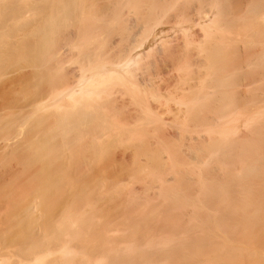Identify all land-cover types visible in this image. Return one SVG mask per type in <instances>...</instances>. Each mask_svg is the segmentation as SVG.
Wrapping results in <instances>:
<instances>
[{"label": "bare ground", "instance_id": "6f19581e", "mask_svg": "<svg viewBox=\"0 0 264 264\" xmlns=\"http://www.w3.org/2000/svg\"><path fill=\"white\" fill-rule=\"evenodd\" d=\"M244 1L0 0V77L21 72L0 264H262L264 0Z\"/></svg>", "mask_w": 264, "mask_h": 264}, {"label": "rangeland", "instance_id": "374dc122", "mask_svg": "<svg viewBox=\"0 0 264 264\" xmlns=\"http://www.w3.org/2000/svg\"><path fill=\"white\" fill-rule=\"evenodd\" d=\"M241 1H242V0H241ZM241 1H238V0H237V3L239 4V2H240L241 4H243V3L245 2L244 0H243V3H242ZM26 70H28V69H26ZM26 70L24 69V70H22V71H25V72H26ZM17 72H18V71H16V73H17ZM11 73H12L11 75H10V72L7 73V75L10 76V79H9V76H6V74H4L2 77H0V84L2 83L1 86H0V89H1V90H0V95H1V96H0V101H1V99H2V101H3V100H6V99H7V96H10V95H6V94L9 93V92H7L8 90H7L6 88L8 87V84L10 83L9 80H13L12 78H14V76H15V74H16L15 71H14V72H11ZM14 73H15V74H14ZM20 73H21V72H20ZM20 73L16 74L15 77H17ZM20 75H21V74H20ZM11 76H12V77H11ZM18 78H19V76H18ZM7 79H8V81H7ZM3 82H5V83H3ZM5 85H6V87H5ZM9 86H10V85H9ZM16 87H17V85H16ZM13 88H14V87H13ZM8 89H9V88H8ZM5 91H6L7 93H5ZM1 92H2V94H1ZM3 94H4V95H3ZM1 97H2V98H1ZM5 97H6V98H5ZM263 103H264V102H263ZM263 103H262V105H264ZM258 104H260V106H262L261 103H258ZM240 116H241V115H240ZM243 116H244V115H243ZM243 116H242V117H243ZM243 119H244V118H243ZM243 119H242L241 117L239 118V116H238V118H237L236 121L238 122V124H239L240 121H241L240 124H241V126H242V124H243L242 122L244 121ZM236 124H237V123H236ZM240 124H239V127H240ZM237 126H238V125H237ZM23 131H24V130H23ZM170 136H172V135H170ZM123 145H124L125 147L127 146V145H125V144H123ZM116 146H119V144H117ZM116 146H114V147H116ZM120 146H122V145L120 144ZM120 146H119V147H116L117 150H116V149L114 150L115 153H114V151H112V153H114L113 155H115L116 157L120 155V154H119V151H120V153H121V152H122V153H125L124 155H126V159H125V157H124V159L126 160V162H128L127 159L130 158V153H131V150H132V149L130 150V152H128L129 149H128V150L126 149L128 146H127L126 148H125L124 146H122V147H124V149L121 148ZM114 147H113V148H114ZM120 148L122 149V151H121ZM129 148H130V147H129ZM118 149H119V150H118ZM112 150H113V149H112ZM125 150H126L127 152H126ZM126 153H128V154H126ZM107 155H109V154L107 153L106 156H107ZM108 157H109V156H108ZM127 157H128V158H127ZM103 158H104V157H103ZM109 158H110V157H109ZM131 159H132V158L128 159L129 162H130ZM108 160H110V159H108ZM108 160H107V159H104L105 162H106V161L108 162L107 165L111 162V160H110V162H109ZM132 161H133V160H132ZM132 161L130 162L131 164H129V165H132ZM102 162H103V161H102ZM120 162H121V161H120ZM123 162H124V160H123ZM129 162H128V163H129ZM103 163H104V162H103ZM133 163H134V162H133ZM100 165H102V164H100ZM100 165H99V167H100ZM107 165H106V166H107ZM125 165L127 166L126 163H125ZM129 165H128V167H130ZM102 166H103V165H102ZM102 166H101V170H100V168L97 167V168H98V169H97L98 171L96 172L95 168H93L94 170L92 169V172H96V173L98 174V173H99V170H100V172L104 174V171H103V168H104V167H102ZM123 166H124V163H123ZM126 166H125V167H126ZM118 167H119V166H118ZM118 167H117V168H118ZM117 168L115 167L116 172H114V173H116V174L118 173V174H119L120 172H123V171H121V170H120L119 172H117V170H119L121 167L118 168V169H117ZM105 169H106V167L104 168V170H105ZM106 170H108V169H106ZM106 170H105V171H106ZM107 172H108V171H106V172H105L106 174H104V175H108V176H106V177H107V178L109 177V178H108V179L106 178V180L109 181V180H111V179H110L111 177L109 176V174H107ZM96 173H95V174H96ZM101 173H99V176H98V175H97V176H98V177H104V175H103V176L100 175ZM114 173H113V174H114ZM124 173L126 174V172L124 171V172H123V176H121V177H124V176H125ZM95 174H94V175H95ZM127 174H128V175L125 176L123 179L128 180V179L126 178V177L129 176L128 171H127ZM121 175H122V173H121ZM130 176H131V175H130ZM128 178H129V177H128ZM131 178H132V177H130L129 180H130ZM131 180H132V179H131ZM134 184H135V185H139V184H138V181H137V182L135 181ZM101 200H102V202H101V201H100V203L98 202V203H99V204H98V210L103 211V212H101V211H100V212L103 213V214H105L104 211L107 212V210L109 211V210H110L111 208H113V207H110V208H109V207H108L109 205L107 204L108 202L106 203V202H105V199H104V200L101 199ZM99 207H100V208H99ZM101 208H102V209H101ZM107 208H108V209H107ZM106 209H107V210H106ZM262 246H263V245H262ZM262 246H258V247H260V249H259L258 247H257V248H258V250H259V255L262 256V254H263L262 258H261V257H260V258H261V262H262V264H264V250H263L262 253L260 254V252H261V250H262V248H261ZM3 252H4V251H3ZM1 255H2V254H1ZM245 261H247V260H245ZM246 263H247V262H246ZM246 263H244V261H243V264H246ZM240 264H241V263H240Z\"/></svg>", "mask_w": 264, "mask_h": 264}]
</instances>
